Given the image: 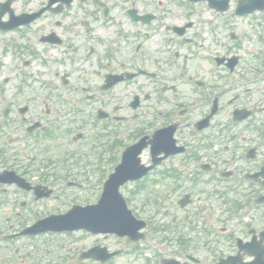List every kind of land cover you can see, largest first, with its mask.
Wrapping results in <instances>:
<instances>
[{
    "label": "flooded vegetation",
    "instance_id": "flooded-vegetation-1",
    "mask_svg": "<svg viewBox=\"0 0 264 264\" xmlns=\"http://www.w3.org/2000/svg\"><path fill=\"white\" fill-rule=\"evenodd\" d=\"M47 1L0 0L5 23L42 11L32 22L0 29V264H102L81 255L98 246L114 250L99 241L48 250L47 238L75 233L72 243L110 238L131 246L116 248L120 256H141L140 244L110 233H20L94 204L107 166L138 138L149 142L165 128L182 150L163 156L143 178L150 194L180 195L170 215H202L211 237L223 219L233 220L244 240L259 235L264 50L255 51L250 35L235 29V8L222 20L225 12L206 1L74 0L85 6L43 9ZM131 86L136 94L116 97L115 88ZM185 194L191 203L181 209Z\"/></svg>",
    "mask_w": 264,
    "mask_h": 264
},
{
    "label": "rangeland",
    "instance_id": "rangeland-1",
    "mask_svg": "<svg viewBox=\"0 0 264 264\" xmlns=\"http://www.w3.org/2000/svg\"><path fill=\"white\" fill-rule=\"evenodd\" d=\"M229 14H231V11L228 12ZM257 23V28L254 30L256 31V35L254 37L251 38V40L253 41L252 43H250L252 48H257L258 46V41H257V36L258 35H263L264 36V11L263 12H258L254 15H249V16H245L242 19H236V21L234 22V26L235 29L239 32H243L245 31L246 28H248V25L251 21H253ZM261 23V24H260ZM258 24H260V26L258 27ZM244 42L248 43L249 41L247 39H244ZM3 85V84H2ZM6 86L8 88V90L12 89V85L11 83H6ZM127 90H130L133 94L136 89V87L131 86L128 88H125ZM116 97H123L124 95L128 97V92H123V89H116ZM142 160H147V154H143L141 156ZM109 167V165L107 166ZM111 168V167H110ZM146 185H148V182H146ZM134 186L133 185H129L126 186L125 188H121L120 191L121 193L124 195L127 204L129 205V207H131L132 212L134 213V215L137 216V218H144V219H148L151 218L152 219V225L154 224L155 221H158L161 219V215L158 214L159 210L154 212L155 210V205L152 203L151 197L146 195V193L143 191V189L140 190H134ZM132 190V192L130 191ZM198 197H194V203L195 205L193 207H197L200 204V201H198ZM158 215V216H157ZM157 216V217H156ZM167 220V217H165V221ZM178 222H181V220L179 219ZM263 220H257V223H263ZM150 225L149 228L145 231L146 233V239L144 241H142V248H145V252L143 253V255L133 258V256L131 255H122L121 257L115 259V264H155V262L157 261V254L155 253V249L158 250L157 248L154 247V245H156V243H153L155 240L161 239L163 236H168L165 232L164 233H157V236H155V233L152 232L153 227H155L154 225L152 226ZM225 225H227L228 228L232 229L235 226V222L231 221L226 223ZM191 227V226H190ZM192 227L194 228V230L192 232H190L189 230V226H184L183 228V232L185 234L191 235L193 237V239H190L191 242V248L192 251H194L197 255V257H199L200 259H202L203 263L201 264H208L210 261H213V255L215 254H220L221 252L229 254L232 250V245L229 243V237L228 235L224 234L220 240H218L216 243L214 244H208L207 245V241L206 238L204 237L203 234H201L202 228L197 226L196 223L194 222L192 224ZM171 237V236H168ZM103 238L97 237H91V238H86V240H81L78 243H72L69 242V246H72L73 244H78L81 245V249L82 248H87V246H89L92 243H95L97 241L101 242L102 244L108 245L110 246L112 249L115 248H120V247H124V248H128L131 250V246L126 247L125 246V242L124 241H114L109 239H105L102 240ZM46 243H50L46 241ZM206 244L208 246V248L203 245ZM34 247H36L37 244L31 243ZM174 246H176L175 243H173ZM213 245V249L210 248ZM171 249V248H169ZM169 251V250H168ZM63 252H67V251H63ZM142 257V258H141ZM150 257V258H146ZM150 262H149V261Z\"/></svg>",
    "mask_w": 264,
    "mask_h": 264
},
{
    "label": "water",
    "instance_id": "water-1",
    "mask_svg": "<svg viewBox=\"0 0 264 264\" xmlns=\"http://www.w3.org/2000/svg\"><path fill=\"white\" fill-rule=\"evenodd\" d=\"M140 149L135 154L133 158L131 155L125 157V161L122 166L116 168V173L110 177V181L107 184V194L105 197V205H108L109 214L105 217L107 220V227H114L116 230L122 229L123 234H127L129 237L137 239L136 235L137 229L142 227V224L132 219V215L126 210V206L121 200L117 197L115 190L118 185L122 183L123 180L128 178V176L137 178L140 175L147 172V169H144L139 165V160L135 159L136 155L139 153ZM164 264H171L170 262H165Z\"/></svg>",
    "mask_w": 264,
    "mask_h": 264
}]
</instances>
